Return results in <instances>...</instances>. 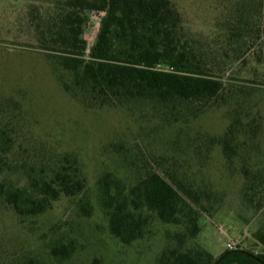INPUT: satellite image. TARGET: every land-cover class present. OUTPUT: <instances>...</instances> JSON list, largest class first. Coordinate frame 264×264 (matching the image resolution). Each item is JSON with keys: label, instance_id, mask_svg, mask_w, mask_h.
<instances>
[{"label": "rangeland", "instance_id": "374dc122", "mask_svg": "<svg viewBox=\"0 0 264 264\" xmlns=\"http://www.w3.org/2000/svg\"><path fill=\"white\" fill-rule=\"evenodd\" d=\"M64 1L0 0V121L19 163L50 167L66 155L77 157L87 192L25 219L0 200V264H156L180 228L156 220L143 239L125 244L112 232L101 199L105 176L127 187L147 164L179 170L211 193L214 209L200 216L197 238L207 252L218 257L229 240L244 238L243 249L263 253L254 234L264 229V207L259 212L244 199L243 167L264 176V0H172L189 39L225 85L218 103L202 112L150 102L101 107L67 93L62 71L40 42ZM101 17L90 16L89 47ZM231 128L240 149L230 164L210 140ZM3 178L24 183L16 171ZM60 242L74 247L67 259L52 256Z\"/></svg>", "mask_w": 264, "mask_h": 264}, {"label": "trees", "instance_id": "16d2710c", "mask_svg": "<svg viewBox=\"0 0 264 264\" xmlns=\"http://www.w3.org/2000/svg\"><path fill=\"white\" fill-rule=\"evenodd\" d=\"M61 7L40 33V42L62 71L61 84L72 97L101 107L150 102L190 106L199 112L223 97L222 79L189 39L182 13L172 0H65ZM94 13L102 17L89 47L85 33ZM236 132L231 128L210 140L222 147L230 164L239 156ZM13 150V136L0 121V176L16 171L24 182L3 178L0 200L20 219L47 213L62 197L85 196L87 180L77 157L66 155L49 167L36 161L19 163ZM179 173L147 164L127 187L105 176L101 199L112 232L130 245L145 237L153 221L180 228L173 236L174 245L162 250L156 264H264V252L227 250L214 257L197 243L199 218L212 215L214 209L211 193ZM243 174L244 199L260 212L264 176L247 166ZM254 238L264 249V229ZM73 248L60 242L51 253L67 259Z\"/></svg>", "mask_w": 264, "mask_h": 264}, {"label": "built area", "instance_id": "2783aa9c", "mask_svg": "<svg viewBox=\"0 0 264 264\" xmlns=\"http://www.w3.org/2000/svg\"><path fill=\"white\" fill-rule=\"evenodd\" d=\"M243 242H244V238L239 239L237 241L229 240V242L226 245L227 250L234 251V250L243 249ZM255 254H258V253L256 252Z\"/></svg>", "mask_w": 264, "mask_h": 264}]
</instances>
